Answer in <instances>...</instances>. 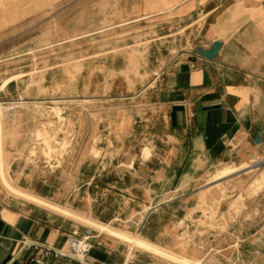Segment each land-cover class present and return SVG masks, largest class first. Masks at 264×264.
<instances>
[{
  "label": "crops",
  "instance_id": "0c3cea01",
  "mask_svg": "<svg viewBox=\"0 0 264 264\" xmlns=\"http://www.w3.org/2000/svg\"><path fill=\"white\" fill-rule=\"evenodd\" d=\"M64 1L0 0V34ZM90 5L160 23V43L174 47L162 51L166 56L156 62L157 70L142 65V72L126 75L127 93L112 99L125 97L131 104L79 117L77 162L56 170L67 187L77 186L62 194L50 184L55 171L39 174L20 158L32 122L25 121L23 109H7L5 88L0 90V264H35L46 247L68 253L72 235L89 236L88 258L96 264H159L150 253L93 228L103 223L199 264H264V187L246 194L252 179L243 185L240 201L234 194L217 214L207 211L213 227L198 222L210 175L264 158V0H93ZM214 41L220 46L213 58L194 54L196 47L211 49ZM88 121L94 125L88 127ZM91 136L100 142L89 144ZM93 148L99 156L92 155ZM250 171L219 184L230 187ZM184 233L192 238L189 246ZM24 239L37 247L22 244ZM147 242L143 245L151 247ZM63 259L47 257L51 264Z\"/></svg>",
  "mask_w": 264,
  "mask_h": 264
},
{
  "label": "rangeland",
  "instance_id": "374dc122",
  "mask_svg": "<svg viewBox=\"0 0 264 264\" xmlns=\"http://www.w3.org/2000/svg\"><path fill=\"white\" fill-rule=\"evenodd\" d=\"M77 2L65 0L0 34V90L5 88L4 94L8 98L4 105L7 109H23L25 121L32 122L20 158L39 174L55 171L56 182L50 184H55V193L60 194L77 186L76 182H71V187H67L56 170L69 162H77L79 117L85 112L89 115L95 110L131 104L125 97L112 99L116 93H127L126 75L142 72V65L157 70L156 62L166 56L162 51L174 47L172 42H167L168 45L160 43L158 22L137 19L126 12L112 15L110 6L90 5L93 0H85L83 5ZM104 10L105 14H101ZM197 49L194 54H198ZM137 77L136 87L141 90V76ZM6 84L9 85L6 87ZM2 106L0 103V119ZM81 120L84 123V118ZM93 125L94 121H88V127ZM91 140L100 142V137L91 136L87 139L89 144ZM92 155L99 156L100 151L93 148ZM249 169L251 171L243 179H236L242 181L240 186H235V179L230 181V187L227 182L219 184L221 179ZM251 179L246 194L256 193L264 187V163L258 167L248 164L224 166L210 175L209 184L201 193L203 204L198 209L202 217L198 222L213 227L206 220L207 211L210 215L217 214L220 203L232 200L234 194L240 201L242 187ZM39 190L46 192L41 185ZM213 194L215 198L209 197ZM43 201L45 203L41 205L47 206V200ZM64 210L54 208V211L69 216ZM74 216L85 223L90 221ZM103 224L93 228L126 241L132 249L150 253L159 264H199L187 255L175 254L179 251L174 249L150 245L141 235ZM134 235L137 238L130 242ZM183 240L184 246H189L192 238L184 233ZM144 242L151 247L144 246Z\"/></svg>",
  "mask_w": 264,
  "mask_h": 264
},
{
  "label": "built area",
  "instance_id": "2783aa9c",
  "mask_svg": "<svg viewBox=\"0 0 264 264\" xmlns=\"http://www.w3.org/2000/svg\"><path fill=\"white\" fill-rule=\"evenodd\" d=\"M22 244L26 246H32L36 244L29 243L27 239L22 241ZM68 253H62L60 251H56L51 248H44L42 249L38 255L34 258L35 264H51L50 261L47 260V257L53 256H63L64 259L56 264H96L91 262L88 258L89 252L92 248V243L89 241V236L85 237H78L72 235L69 238V247ZM53 264V263H52Z\"/></svg>",
  "mask_w": 264,
  "mask_h": 264
},
{
  "label": "water",
  "instance_id": "95a60500",
  "mask_svg": "<svg viewBox=\"0 0 264 264\" xmlns=\"http://www.w3.org/2000/svg\"><path fill=\"white\" fill-rule=\"evenodd\" d=\"M220 46V43L218 41H214L212 43V47L211 49H207V50H202L200 48H198L196 50V52L200 55H202L203 57H206V58H213L214 55L216 54L218 48ZM264 163V160H260V161H257L255 163H253L251 166L253 167H258L259 165H262Z\"/></svg>",
  "mask_w": 264,
  "mask_h": 264
}]
</instances>
